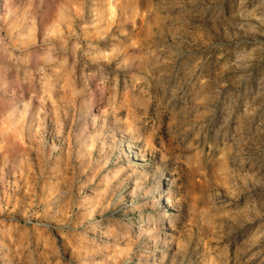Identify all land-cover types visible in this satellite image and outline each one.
<instances>
[{
    "label": "clouds",
    "instance_id": "9594fccd",
    "mask_svg": "<svg viewBox=\"0 0 264 264\" xmlns=\"http://www.w3.org/2000/svg\"><path fill=\"white\" fill-rule=\"evenodd\" d=\"M0 264H264V0H0Z\"/></svg>",
    "mask_w": 264,
    "mask_h": 264
}]
</instances>
